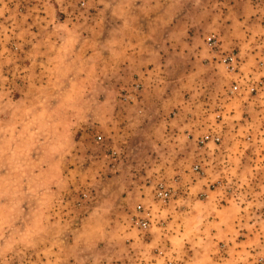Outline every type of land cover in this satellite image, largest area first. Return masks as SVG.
Segmentation results:
<instances>
[{
  "label": "rangeland",
  "instance_id": "374dc122",
  "mask_svg": "<svg viewBox=\"0 0 264 264\" xmlns=\"http://www.w3.org/2000/svg\"><path fill=\"white\" fill-rule=\"evenodd\" d=\"M261 45L264 0H0V264H264Z\"/></svg>",
  "mask_w": 264,
  "mask_h": 264
},
{
  "label": "built area",
  "instance_id": "2783aa9c",
  "mask_svg": "<svg viewBox=\"0 0 264 264\" xmlns=\"http://www.w3.org/2000/svg\"><path fill=\"white\" fill-rule=\"evenodd\" d=\"M206 43L207 45L210 47V48H215L216 47V44H217V41L215 39V36H209L207 37L206 39ZM259 52L261 53L260 55H263L264 56V45H261L259 47ZM262 60H258L257 63H260V64H263L261 62ZM221 62L223 64L226 65L227 68H232V66H234V64H237V63H240L239 61V57L236 55L235 52H232L226 56H224L223 58H221ZM238 89V86L236 84H234L231 89L229 90V93H234L236 92ZM257 91V89L252 86L250 89H249V94L252 95L254 94L255 92ZM98 139H100V137H98ZM213 140L215 143L214 144H218L220 141H221V137L217 134L213 135V134H210V133H206L204 134L203 136L200 137V139L198 140V143H199V146L200 147H203L205 146L209 141ZM199 167L198 165H195L194 166V170H197ZM157 196L159 197H166L167 196V192H163L162 190H157ZM138 208L140 209L141 207L138 206ZM135 222L138 224V225H141L142 227H145L147 225V220L145 217H140L138 218V216H135Z\"/></svg>",
  "mask_w": 264,
  "mask_h": 264
},
{
  "label": "crops",
  "instance_id": "0c3cea01",
  "mask_svg": "<svg viewBox=\"0 0 264 264\" xmlns=\"http://www.w3.org/2000/svg\"><path fill=\"white\" fill-rule=\"evenodd\" d=\"M243 44H244V43H242V46H243ZM250 48H251L250 50H252L253 47H250ZM190 243H192V240L190 241ZM191 247H192V248H190V249H194L193 252L196 251L195 248H194V246H193V244H191ZM188 248H189V247H188Z\"/></svg>",
  "mask_w": 264,
  "mask_h": 264
},
{
  "label": "bare ground",
  "instance_id": "6f19581e",
  "mask_svg": "<svg viewBox=\"0 0 264 264\" xmlns=\"http://www.w3.org/2000/svg\"><path fill=\"white\" fill-rule=\"evenodd\" d=\"M230 53H232V51H231ZM230 53H228V54H230ZM228 54H226V55H228ZM226 55H224V56H226ZM236 55H237V54H236ZM224 56H223V57H224ZM237 56H238V55H237ZM223 57H222V58H223ZM238 57H239V56H238ZM257 61H258V60H257ZM211 142H212V143H215L213 140H211Z\"/></svg>",
  "mask_w": 264,
  "mask_h": 264
}]
</instances>
